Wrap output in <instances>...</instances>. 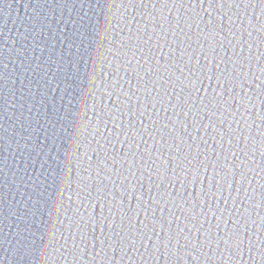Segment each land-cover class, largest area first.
<instances>
[{"label":"water","instance_id":"obj_1","mask_svg":"<svg viewBox=\"0 0 264 264\" xmlns=\"http://www.w3.org/2000/svg\"><path fill=\"white\" fill-rule=\"evenodd\" d=\"M178 7L157 4L154 10L149 3L144 11L154 10L159 15L162 9L167 15L171 9L169 15L176 16ZM195 7L200 11L198 3ZM262 7L257 2L225 9L238 26L241 21L236 14L243 19V28L235 30L236 47H230L228 55L243 52L245 75L238 82L237 92L242 84L246 94L244 106L235 117L239 124L232 116L227 117L231 127L239 129V142L233 141L227 155L231 157L233 150L239 152L241 159L236 163L243 166L232 169L237 174L234 180L229 176L225 184L227 204L224 198L215 203L224 221L229 217L232 221L227 225L220 222L223 233L212 221L211 246L205 244L198 253L173 250L170 255L154 249L155 255L147 261L135 252L122 260L119 253L114 260L103 253L93 260L98 242L85 244L83 252L72 251L76 221L101 212L94 201L84 199L80 181L87 176L82 169L88 157L95 159L92 150L99 147L96 128L103 127L100 110H107L116 101V96L110 95L115 83L114 57L120 39L127 35L124 20L132 9L121 0H0V264H264ZM188 12L185 6L179 14ZM213 15L219 22L220 15ZM224 20L228 23L227 17ZM204 85L212 90L207 79ZM110 126L104 127L105 133ZM196 188L199 190V183ZM237 226L242 243L237 247L229 241L230 247L226 246L227 236ZM208 227L206 224L205 229ZM95 232L99 234V226L93 227ZM192 233L197 240L201 238L195 228ZM75 239H79L78 234ZM151 244L149 241V247ZM107 255L113 256L111 249Z\"/></svg>","mask_w":264,"mask_h":264},{"label":"snow or ice","instance_id":"obj_2","mask_svg":"<svg viewBox=\"0 0 264 264\" xmlns=\"http://www.w3.org/2000/svg\"><path fill=\"white\" fill-rule=\"evenodd\" d=\"M257 2L264 6V0H121L132 11L124 20L128 32L120 39L114 57L115 83L110 95H115L116 101L107 110H100L103 127L96 128L99 147L92 150L95 159L88 157L82 169L87 176L80 181L84 199L94 201L101 212L76 221L72 251L83 252L85 244L90 246L95 241L98 245L93 260L101 253L108 260L119 253L122 260L135 252L147 261L155 255L154 249L171 255L173 250L198 253L205 244L211 246L212 221H216L219 233L225 231L220 222L227 225L232 218L224 221L215 203L224 198L229 176L234 180L237 173L232 169L243 166L236 163L241 159L239 152L233 150L231 157L227 155L233 141L239 142V129L232 128L227 117L232 116L239 124L235 117L246 96L242 84L237 92L238 82L245 75L243 52L228 55L229 48L236 47L235 30L243 28V19L236 14L241 21L238 26L225 9ZM149 3L154 10L157 4L179 6L178 14L169 15L171 9L167 15L162 9L159 15L154 10L144 11ZM185 6L189 12L179 14ZM213 13L220 15L219 22ZM248 35L251 37V32ZM251 46L249 42V50ZM205 79L211 91L205 88ZM106 125H111L107 133ZM217 212L221 214L217 216ZM97 226L100 232L94 234L93 227ZM193 228L200 233L199 240L193 236ZM229 241L237 247L242 243L238 226L225 240L230 247ZM109 249L112 257L107 255Z\"/></svg>","mask_w":264,"mask_h":264}]
</instances>
